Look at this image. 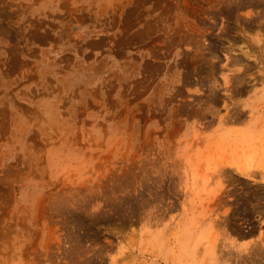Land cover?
Segmentation results:
<instances>
[{
	"label": "rangeland",
	"instance_id": "rangeland-1",
	"mask_svg": "<svg viewBox=\"0 0 264 264\" xmlns=\"http://www.w3.org/2000/svg\"><path fill=\"white\" fill-rule=\"evenodd\" d=\"M238 1L0 0V264H264V0Z\"/></svg>",
	"mask_w": 264,
	"mask_h": 264
},
{
	"label": "bare ground",
	"instance_id": "bare-ground-1",
	"mask_svg": "<svg viewBox=\"0 0 264 264\" xmlns=\"http://www.w3.org/2000/svg\"><path fill=\"white\" fill-rule=\"evenodd\" d=\"M230 1H231V0H230ZM240 1H242V0H239L238 3H241ZM246 1H247V0H246ZM248 1H250V0H248ZM234 2H236V1H234ZM230 3H231V2H230ZM243 3H244V4H243ZM242 4H243V6H244V5L246 4L245 1H242ZM242 4H241V6H242ZM254 4H255V3H254ZM153 6H154V5H153ZM153 12H154V11H153ZM153 21H154V20H153ZM247 26H248V25H247ZM212 53H213V52H212ZM183 62H184V61H183ZM205 68H206V67H205ZM201 70H202V73H200V71H199V73H200V74H204V69H201ZM205 70H207V69H205ZM207 72H208V71H207Z\"/></svg>",
	"mask_w": 264,
	"mask_h": 264
}]
</instances>
